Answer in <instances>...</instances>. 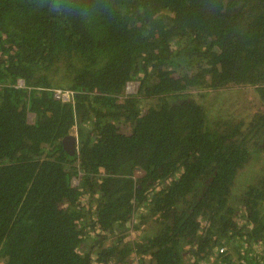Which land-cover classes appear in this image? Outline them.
I'll return each instance as SVG.
<instances>
[{
    "label": "trees",
    "instance_id": "obj_1",
    "mask_svg": "<svg viewBox=\"0 0 264 264\" xmlns=\"http://www.w3.org/2000/svg\"><path fill=\"white\" fill-rule=\"evenodd\" d=\"M97 2L0 0V264H264V0Z\"/></svg>",
    "mask_w": 264,
    "mask_h": 264
},
{
    "label": "clouds",
    "instance_id": "obj_2",
    "mask_svg": "<svg viewBox=\"0 0 264 264\" xmlns=\"http://www.w3.org/2000/svg\"><path fill=\"white\" fill-rule=\"evenodd\" d=\"M30 3L34 10L47 9L49 13L55 14L58 18H76L85 26H92L96 23V13L99 11L97 0H51L50 3L49 0H30Z\"/></svg>",
    "mask_w": 264,
    "mask_h": 264
},
{
    "label": "rangeland",
    "instance_id": "obj_3",
    "mask_svg": "<svg viewBox=\"0 0 264 264\" xmlns=\"http://www.w3.org/2000/svg\"><path fill=\"white\" fill-rule=\"evenodd\" d=\"M128 85V86H127ZM126 89H125V91L126 92H133V91H135L136 89H137V87H138V81H136V80H132V81H129V82H127V84H126ZM251 94H252V91H251V89H248V90H246L245 92H243V93H236V92H234V91H232V92H228V93H226V94H224V96L222 95V96H218L219 98H225L226 100H228V101H230V104L231 105H234V104H238V105H240V107H243L245 104H252L250 101H251ZM148 103V101H146L144 104H146V105H148L147 104ZM151 104V103H150ZM149 104V105H150ZM253 105V104H252ZM146 107V106H145ZM33 116H34V114L33 113H31V112H29L28 113V120H30V121H32V119H33ZM76 135V134H75ZM75 184H77V178L75 177V179H74V181H73ZM92 256H93V259H94V253H92ZM130 264H132V263H130ZM137 264V263H136Z\"/></svg>",
    "mask_w": 264,
    "mask_h": 264
},
{
    "label": "built area",
    "instance_id": "obj_4",
    "mask_svg": "<svg viewBox=\"0 0 264 264\" xmlns=\"http://www.w3.org/2000/svg\"><path fill=\"white\" fill-rule=\"evenodd\" d=\"M23 85H24V80L22 78H18L14 84L15 87H19ZM73 94H74V91L69 90V89L56 88L53 90L54 98L61 100V101L72 100ZM220 250H222V248H220Z\"/></svg>",
    "mask_w": 264,
    "mask_h": 264
},
{
    "label": "water",
    "instance_id": "obj_5",
    "mask_svg": "<svg viewBox=\"0 0 264 264\" xmlns=\"http://www.w3.org/2000/svg\"><path fill=\"white\" fill-rule=\"evenodd\" d=\"M76 135L75 133L69 132L68 134L64 135L61 142L63 148L68 154H73L76 149Z\"/></svg>",
    "mask_w": 264,
    "mask_h": 264
}]
</instances>
